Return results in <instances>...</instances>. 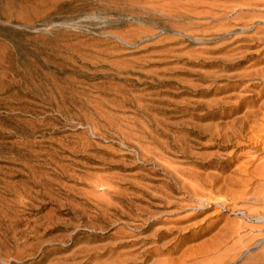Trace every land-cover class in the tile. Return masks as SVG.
Listing matches in <instances>:
<instances>
[{
  "label": "rangeland",
  "instance_id": "374dc122",
  "mask_svg": "<svg viewBox=\"0 0 264 264\" xmlns=\"http://www.w3.org/2000/svg\"><path fill=\"white\" fill-rule=\"evenodd\" d=\"M263 72L264 0H0V264H264Z\"/></svg>",
  "mask_w": 264,
  "mask_h": 264
},
{
  "label": "bare ground",
  "instance_id": "6f19581e",
  "mask_svg": "<svg viewBox=\"0 0 264 264\" xmlns=\"http://www.w3.org/2000/svg\"><path fill=\"white\" fill-rule=\"evenodd\" d=\"M263 71V70H262ZM264 73V72H263ZM264 75V74H263ZM264 77V76H263ZM248 79V78H247ZM260 90V89H259ZM261 91V90H260ZM263 92H264V89H263ZM244 97V96H243ZM250 100V99H249ZM251 101V100H250ZM253 101V100H252ZM256 101V100H255ZM262 101V100H261ZM259 104L254 103L253 106H257V108L253 109V108H250L249 110L245 111V113L240 117L243 119L241 120V125L239 127V129H237L239 132H241L246 126H248L250 128V131L253 133L252 136H249L250 139H253L254 142L257 144V143H263L260 142V138H262L264 136V115L261 114V109L264 108V100L263 102H261ZM246 105V104H245ZM251 105V103H250ZM248 106V105H247ZM252 106V107H253ZM239 120V119H238ZM235 121V120H234ZM237 121V120H236ZM252 123L253 125L251 124H248V123ZM235 123V122H234ZM235 125V124H233ZM237 131V132H238ZM249 131V132H250ZM232 132V131H231ZM235 132V130H234ZM238 132V133H239ZM233 133V132H232ZM235 134V133H234ZM237 134V133H236ZM238 135V134H237ZM260 137V138H259ZM259 138V139H258ZM249 139V140H250ZM259 141V142H258ZM217 144V143H216ZM259 145V144H258ZM264 145V144H263ZM262 166V165H261ZM263 171H261L260 174L264 175V167H262ZM239 169V168H238ZM242 169V168H241ZM260 170V169H259ZM253 171V170H252ZM257 171V170H256ZM247 173V172H246ZM254 173V172H253ZM256 177V176H255ZM263 178V177H262ZM252 181V180H251ZM240 182V181H239ZM245 182V181H244ZM261 186V185H260ZM256 191V190H255ZM258 194V193H257ZM245 195V194H244ZM257 196V195H256ZM238 197V196H237ZM255 198V197H254ZM259 198V197H258ZM257 199V198H255ZM252 200V199H251ZM257 200H261L264 202V193H262L260 195V198L257 199ZM247 209V208H246ZM239 210L241 211L245 216L246 218H249V219H253V220H256V221H259V222H264V212H263V209H262V213H258L260 212L259 210ZM264 224L262 223V227ZM260 229V228H259ZM233 243V242H232ZM262 254V253H261ZM258 258V257H257ZM253 259V258H252ZM249 261H250V258H249ZM252 261V260H251ZM258 262V261H257ZM261 262V261H260Z\"/></svg>",
  "mask_w": 264,
  "mask_h": 264
}]
</instances>
